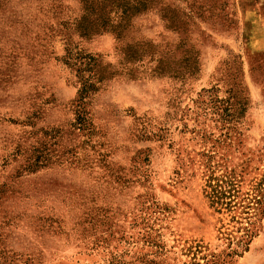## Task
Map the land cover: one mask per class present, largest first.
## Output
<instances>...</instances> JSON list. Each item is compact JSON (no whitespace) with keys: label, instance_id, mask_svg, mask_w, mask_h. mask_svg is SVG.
Instances as JSON below:
<instances>
[{"label":"rangeland","instance_id":"obj_1","mask_svg":"<svg viewBox=\"0 0 264 264\" xmlns=\"http://www.w3.org/2000/svg\"><path fill=\"white\" fill-rule=\"evenodd\" d=\"M0 264H264V0H0Z\"/></svg>","mask_w":264,"mask_h":264},{"label":"trees","instance_id":"obj_2","mask_svg":"<svg viewBox=\"0 0 264 264\" xmlns=\"http://www.w3.org/2000/svg\"><path fill=\"white\" fill-rule=\"evenodd\" d=\"M101 9H102V7H101Z\"/></svg>","mask_w":264,"mask_h":264}]
</instances>
